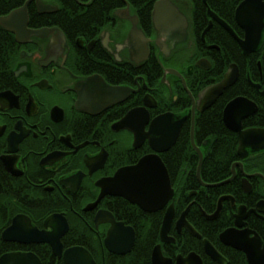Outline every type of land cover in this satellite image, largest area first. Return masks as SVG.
<instances>
[{
    "label": "flooded vegetation",
    "instance_id": "flooded-vegetation-1",
    "mask_svg": "<svg viewBox=\"0 0 264 264\" xmlns=\"http://www.w3.org/2000/svg\"><path fill=\"white\" fill-rule=\"evenodd\" d=\"M159 1L0 0V264H89L83 256L69 257L75 249L94 264H116L134 251L141 229L154 230L149 264L157 247L164 264H250L244 250L223 238L228 231L264 251V148L239 152V135L224 120L226 107L244 98L237 113L242 131L264 129V30L257 50L247 54L239 43L246 31L237 22L244 0H171L188 18V38L164 55L155 43ZM22 9L25 17L14 22L24 25L19 36L1 21ZM140 35L149 39V55ZM234 64L237 80L204 108L201 93L222 82ZM92 78L93 99L85 100L79 87ZM107 88L123 94L108 103ZM218 103L236 148L228 166L223 162L213 175L204 171L214 160L213 136L203 132ZM138 109L148 113L147 122ZM163 116L179 131L173 146L158 153L163 162L179 155L170 171L165 164L173 198L147 212L118 196L101 197L102 180L155 153L149 138L136 141L134 129L144 122L147 133ZM109 213L135 232L125 254L107 246L114 225Z\"/></svg>",
    "mask_w": 264,
    "mask_h": 264
},
{
    "label": "water",
    "instance_id": "water-1",
    "mask_svg": "<svg viewBox=\"0 0 264 264\" xmlns=\"http://www.w3.org/2000/svg\"><path fill=\"white\" fill-rule=\"evenodd\" d=\"M25 15L24 9L13 12L8 18L2 19L1 24L20 36L22 30H24V25L16 26L14 22L17 17H25ZM153 15L154 26L156 31H158V37L155 43L164 55L171 54L177 45H182L188 38V18L171 0L159 1L155 5ZM237 22L246 31V39L239 40L240 45L247 54L256 51L260 45L264 30V0H244L237 10ZM168 32L171 34L166 35ZM33 34L41 36L39 32ZM138 40L141 41L144 50L146 49V54L149 55V39L140 35ZM237 78L238 69L234 64L222 82L209 87L201 93L200 102L204 103V108L211 106L223 94L225 89L234 84ZM93 82L94 79L92 78L79 87V93L85 100L93 99L91 92V89L95 87L92 86ZM96 86H99V84ZM95 93L97 96H101L100 90L98 93L95 91ZM126 93L127 95L129 94L127 91L124 92V94ZM120 94L123 93L117 88H107L103 95L107 97L108 103H112L113 98L118 95L120 96ZM262 95H264V92ZM246 102L247 100L244 98L235 99L226 107L224 116L227 127L239 135V152L254 144H257L255 148H264V129H250L246 131H242L241 129L240 120L242 119V115H237V113L243 106L245 108ZM135 111L141 112L147 122L149 119L147 112H142L144 111L142 109ZM135 111L131 112L122 123L128 124L137 113ZM171 120L170 116H163L154 120L150 131L147 133L144 131V122L137 124L138 126L134 129L136 141L138 140L139 143H142L145 139L149 138L155 153L143 157L135 165L122 168L117 172L115 177L102 180L99 183L102 189L101 197L106 195L118 196L132 204L138 205L147 212H156L169 203L174 196V190L171 185L168 169L158 153L169 150L177 140L179 131L178 129L172 130L173 128L170 126ZM173 215L174 210L171 206L163 222L162 237L164 240L166 239ZM106 216L108 220L114 223L106 242L110 251L115 254H125L131 251L135 241L134 230L130 227H125L123 223H116L111 213ZM228 232L223 235V238L228 237L230 241L229 245L244 250L247 253L250 264H264V251L260 249V244L257 245L258 250H256V245L246 243L235 232ZM196 235L200 237L198 234ZM207 249L210 255H213L216 259L218 258L216 250L211 245H207ZM78 250L80 251V249L69 251V257L83 256L84 261H87L89 264H94L92 258L85 251L81 250L82 254H77ZM188 259L192 261L199 260L195 255H191ZM160 262L164 264L166 260L163 259L160 247H157L154 252V264H160ZM74 263L70 262L69 264Z\"/></svg>",
    "mask_w": 264,
    "mask_h": 264
},
{
    "label": "trees",
    "instance_id": "trees-1",
    "mask_svg": "<svg viewBox=\"0 0 264 264\" xmlns=\"http://www.w3.org/2000/svg\"><path fill=\"white\" fill-rule=\"evenodd\" d=\"M228 4V2H227ZM214 113L211 117V122L206 125L207 132L204 135L213 136L214 147H213V161L206 163L207 167H204V171L210 170L213 175H217L222 172L224 168L223 162L226 166L229 164V160L233 157L235 152V142L234 137L230 132H226L219 120L217 113L220 110L219 103L214 107ZM184 149L179 146V153ZM179 158L178 154H169L164 156V162L170 171L171 162ZM179 160V159H178ZM169 162V163H168ZM177 165V164H176ZM121 217L124 216V212H120ZM160 219V218H159ZM159 227V225L157 226ZM139 232L138 240L134 251L131 255L121 258L116 264H149L150 260V245H148V240L151 238V234L154 235V230L152 232L148 229H141ZM153 244V243H152Z\"/></svg>",
    "mask_w": 264,
    "mask_h": 264
}]
</instances>
